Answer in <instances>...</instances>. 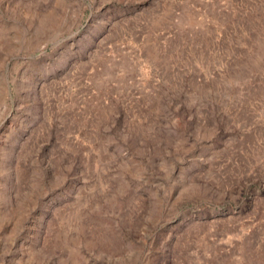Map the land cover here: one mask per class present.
<instances>
[{
	"label": "rangeland",
	"instance_id": "obj_1",
	"mask_svg": "<svg viewBox=\"0 0 264 264\" xmlns=\"http://www.w3.org/2000/svg\"><path fill=\"white\" fill-rule=\"evenodd\" d=\"M0 264H264V0H0Z\"/></svg>",
	"mask_w": 264,
	"mask_h": 264
}]
</instances>
